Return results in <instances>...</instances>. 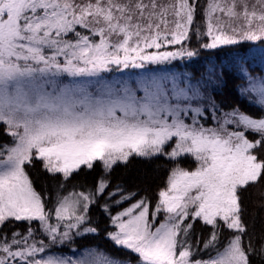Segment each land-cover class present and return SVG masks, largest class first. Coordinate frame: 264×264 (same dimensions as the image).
<instances>
[{"label": "snow or ice", "instance_id": "6c2138e0", "mask_svg": "<svg viewBox=\"0 0 264 264\" xmlns=\"http://www.w3.org/2000/svg\"><path fill=\"white\" fill-rule=\"evenodd\" d=\"M197 0H0V264H252L264 259L243 216L241 193L264 181V76L241 67V97L260 112L223 111L199 82L145 75L135 86L112 80L126 69H147L191 58L194 35L217 49L264 41V0H207L203 30ZM175 50H168L170 47ZM214 71V70H213ZM214 126H206L207 113ZM246 133H252L250 139ZM170 148V150H168ZM190 156L192 170L173 167L154 206L142 196L114 215L105 202L117 247L55 254L77 236L97 233L89 215L107 192L120 205L134 191H107L112 170L140 158ZM60 175L55 197L37 190L28 168L35 161ZM100 166L95 185L65 191L82 168ZM113 197H118L113 200ZM163 217L162 219L160 217ZM211 226L199 249L195 222ZM224 229L231 235L221 241ZM206 253L207 255H201Z\"/></svg>", "mask_w": 264, "mask_h": 264}, {"label": "trees", "instance_id": "16d2710c", "mask_svg": "<svg viewBox=\"0 0 264 264\" xmlns=\"http://www.w3.org/2000/svg\"><path fill=\"white\" fill-rule=\"evenodd\" d=\"M198 8L195 21L200 24L203 30V5L207 0H197ZM208 42L207 37L197 39L194 35L186 42V46L194 51L197 55L183 59H177L166 65H149L147 69H126L122 73L116 72L110 75L109 78L119 77L124 74H137L140 72H166L186 71L191 73V78L196 80H204V74H212L215 80L216 88L212 98L223 111H230L235 107H239L242 111L253 116H259L260 112L253 107L251 103L239 94V87H247V81L242 78L240 72L241 67L246 68L254 77L264 76V66L262 59L264 58V41H242L237 44L221 46L217 49H205L201 47L203 43ZM174 46L168 50H175ZM214 70V71H213ZM250 139H255L256 136L252 133H246ZM11 137L5 134L4 126L0 125V144L10 143ZM192 170L196 166V162L190 156H182L176 161L168 159L166 156H159L151 161H146L140 158L133 157L127 165H117L111 172V184L107 191H112L117 185L124 188L125 191H134L137 195L133 200L125 201L120 205H115L111 200H107V192L101 197L90 209V217L92 226L97 227V233H88L77 236L75 240L67 245L54 249L55 253L66 254L72 252V249L83 251L86 249H100L113 256L127 257L130 256L133 261L137 257L130 252L125 251L114 245L107 233L113 231L109 217L102 210L101 205L108 202L111 205V213L114 215L118 211L127 207L135 199L146 196L151 200L152 206L155 205L158 199V191L166 187V180L170 170L177 166ZM30 177L34 181L37 190L46 192L49 200L54 199L56 187L61 181L59 174L52 176L42 168L41 161H35L34 165L28 168ZM101 169L99 164L94 169L89 170L82 168L78 174H73L72 178L66 183L65 191L70 190L75 186L78 190L84 187H92L95 185L97 177L100 175ZM242 204L246 209L243 219L249 226V234L254 235V246L259 248L264 241V181L257 184L249 185L248 188L241 193ZM118 197H113L115 200ZM163 218L162 216L160 217ZM26 225L17 222L15 225H6L0 231L11 233L12 230H25ZM211 226L204 225L197 220L194 224L191 240L193 245L197 244L198 248H203V241L209 237ZM231 233L224 229L221 233V241H224ZM206 256V253H201ZM252 264H264V259L257 255L250 257Z\"/></svg>", "mask_w": 264, "mask_h": 264}, {"label": "rangeland", "instance_id": "374dc122", "mask_svg": "<svg viewBox=\"0 0 264 264\" xmlns=\"http://www.w3.org/2000/svg\"><path fill=\"white\" fill-rule=\"evenodd\" d=\"M250 42H253V41H250ZM255 42H257V41H255ZM262 62H263L262 66H264V58L262 59ZM145 75H154V76H157V77H166L167 80H168V87L169 88L171 87V78L173 76L177 77L178 79L187 78L192 84H196L197 82H199V84L201 86V92H203V93H205V95L211 96V97L213 95V92L215 90H217L216 84H214L215 80L211 79L212 76H213L211 73L210 74H206L205 73L203 75L204 76V80H202V81L196 80V78L195 79L191 78V73L190 72H186V71H184V72L183 71H172L171 73H166V72L160 71V72H156V74L153 73V72H151V73L150 72H140V73H137V74H124L123 73V75H121L119 77H116V78L111 77L110 79H112L114 81L115 80L127 81L130 84V86H135V82L139 81ZM210 112H211V110L209 109V112L206 114L207 115V119L204 121L206 126H214V121L211 119ZM168 150H170V148ZM86 250H88V249H86ZM81 252L82 251H77L76 255H79ZM55 254H58V255H72L73 253L70 252V253H66V254H60V253H55Z\"/></svg>", "mask_w": 264, "mask_h": 264}]
</instances>
